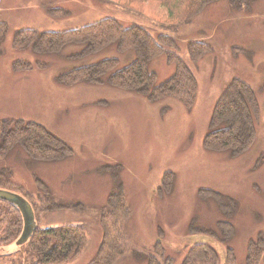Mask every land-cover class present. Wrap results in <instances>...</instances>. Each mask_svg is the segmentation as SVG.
Listing matches in <instances>:
<instances>
[{
    "label": "rangeland",
    "instance_id": "1",
    "mask_svg": "<svg viewBox=\"0 0 264 264\" xmlns=\"http://www.w3.org/2000/svg\"><path fill=\"white\" fill-rule=\"evenodd\" d=\"M131 7L100 0H0V22L7 26L0 43V121L36 122L72 151L62 160L41 161L16 145L0 157V170L38 208L47 197L44 193L52 197L50 209L36 216L41 227L85 226L87 246L66 264H88L95 257L102 238L99 214L118 183L130 214L124 224L128 249L117 264H147L150 256L158 257L156 243L171 264H182L198 242L208 243L220 264L227 248L236 264H246L248 243L264 239V0L241 8L230 0H216L178 28L161 22L165 10L159 2ZM54 9L66 15L53 17L49 10ZM105 17L123 27H142L154 38L167 35L174 40L164 51L179 56L197 81L191 109L172 98L150 102L106 82L65 85L58 80L62 73L105 58H116L119 70L135 58L132 50L120 53L111 45L79 57L74 55L82 46L76 44L55 53L12 46L22 29L60 32ZM190 42L208 43L212 51L192 63ZM16 62H28L30 68L16 69ZM148 67L157 84L174 72L164 54ZM234 78L253 89L259 108L254 140L237 155L203 145L214 104ZM165 172L172 174L171 188L159 192ZM204 190L232 199V213L225 217L211 196L201 194ZM220 221L231 224L227 240L220 237ZM201 229L214 235L199 233ZM25 245H0V264H24ZM259 264H264V253Z\"/></svg>",
    "mask_w": 264,
    "mask_h": 264
},
{
    "label": "trees",
    "instance_id": "2",
    "mask_svg": "<svg viewBox=\"0 0 264 264\" xmlns=\"http://www.w3.org/2000/svg\"><path fill=\"white\" fill-rule=\"evenodd\" d=\"M115 3L120 7L132 8L134 3L149 0H100ZM163 6L165 13L160 19L171 28L188 23L203 8L216 0H154ZM253 0H230L234 7L241 8ZM53 17L65 16L60 9L49 10ZM7 26L0 22V43L4 38ZM67 44L81 45V50L74 56L86 57L114 45L120 52L132 50L135 58L123 68L116 70V58H105L95 63L74 68L58 76L65 85L77 83L102 84L132 91L155 102L164 98H172L180 102L186 109H191L196 93L197 81L185 62L176 54L165 52V46H174V40L167 35L152 37L139 26L123 27L111 17H105L81 27L53 32L35 29H22L15 33L12 46L16 49H31L37 53L59 52ZM189 60L197 63L212 51L208 43L190 42L187 45ZM174 65L173 74L163 83L157 84L156 74L149 70L148 64L160 55ZM16 69L30 68L28 62H16ZM105 76V78H103ZM259 117V108L253 89L244 81L234 78L222 90L217 98L211 119L210 132L203 139L204 148L213 151H230L232 155L242 153L254 140L255 122ZM16 145L20 146L29 158L41 161L62 160L71 154V149L42 125L21 119L0 121V157L4 158ZM8 173L0 170V189L17 193L30 203L34 219L38 213L50 209L53 199L41 200V206L30 198L23 189L8 180ZM42 190V183L37 180ZM172 174L165 172L159 192H168L171 188ZM201 194L211 196L224 216L233 211L234 201L227 196L210 190ZM208 194V195H207ZM105 209L99 214L102 227V238L95 257L88 264H117L126 254L128 239L124 224L129 217L122 185L115 188L106 198ZM39 216V215H38ZM221 239L227 240L232 233L228 221L218 222ZM23 229V219L16 206L0 199V245L15 242ZM199 233L213 236L209 229H201ZM24 264H66L74 260L87 246V230L83 224L66 226L39 225L25 242ZM155 252L158 257L150 256L147 264H171L164 257L159 243ZM264 253V239L250 241L247 246L246 264H259ZM224 264H236L232 250L226 249ZM182 264H220L216 251L205 242L194 244L183 259ZM223 264V263H222Z\"/></svg>",
    "mask_w": 264,
    "mask_h": 264
},
{
    "label": "water",
    "instance_id": "3",
    "mask_svg": "<svg viewBox=\"0 0 264 264\" xmlns=\"http://www.w3.org/2000/svg\"><path fill=\"white\" fill-rule=\"evenodd\" d=\"M0 199L13 204L20 211L23 219V229L19 238L16 240V243L22 244L26 242L31 233L36 228V223L34 220V214L31 205L21 195L5 189H0Z\"/></svg>",
    "mask_w": 264,
    "mask_h": 264
}]
</instances>
